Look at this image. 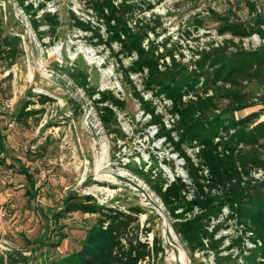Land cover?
Returning a JSON list of instances; mask_svg holds the SVG:
<instances>
[{"label":"trees","instance_id":"trees-1","mask_svg":"<svg viewBox=\"0 0 264 264\" xmlns=\"http://www.w3.org/2000/svg\"><path fill=\"white\" fill-rule=\"evenodd\" d=\"M17 1L42 37L58 34L61 20L56 11L48 9L51 0ZM84 1L93 15L72 12L75 27L91 32L95 45L105 44L110 49L144 115L150 116L148 125L156 127V138H164L170 153L183 158L187 177L175 173L172 179L162 167L155 171L135 160L127 167L142 176L161 198L192 259L197 253L208 255L213 251L216 264H241L240 259L245 264H264V92L258 89L264 87V46L245 49L235 41V37L261 31L263 16L254 18L253 24L237 20L234 13L210 8L207 18L199 13L181 32L184 39L166 36L171 42L167 49L164 38L160 39L167 32L161 16H141L155 8L152 0ZM208 20L219 23L216 31L225 36L222 42L212 39L196 47L184 44ZM20 43L19 37L10 34L0 38V61L7 68L22 55ZM188 47L190 55L185 52ZM64 58L69 60L67 54ZM125 58L131 59L128 65ZM80 59L85 61L80 55L64 70L91 98L107 132L125 138L118 112L125 111L126 99L121 92L93 85L92 71L87 63L82 66ZM133 74H140V84ZM36 97L17 108V122L27 125L30 118L44 113L43 106L52 100L46 94ZM158 101L164 106L161 111ZM37 103L42 107L30 108ZM168 116L175 118L171 125L166 121ZM197 147L199 152L193 156L190 150ZM0 148L2 153L8 152L1 132ZM11 155L12 161L20 162L21 174L28 181L29 200L36 199L38 190L31 168L20 157ZM161 161L175 172L174 158L165 156ZM260 171L263 174L256 177L255 172ZM225 208L229 210L227 214ZM40 212L48 227L30 243L50 250L69 237L65 225L53 228L51 219L59 222L73 212L97 215L80 248L49 264H157L163 260L165 247L159 234L147 226L149 222L142 225L139 215L145 212L140 206L126 211L100 204L91 194L71 192L57 211L48 214L41 208ZM231 227L234 232L220 233ZM54 232L57 240L52 239ZM150 233L152 240L148 239ZM247 238L255 247L248 248Z\"/></svg>","mask_w":264,"mask_h":264},{"label":"rangeland","instance_id":"rangeland-1","mask_svg":"<svg viewBox=\"0 0 264 264\" xmlns=\"http://www.w3.org/2000/svg\"><path fill=\"white\" fill-rule=\"evenodd\" d=\"M49 2L51 4L47 5L55 7L60 16L61 26L56 36L44 34L42 37L34 29L31 16L17 0H0V38L9 34L19 37L23 50L11 68L0 61V132L9 152L2 153L0 148V264H49L52 259L80 248L88 227L97 220L96 214L73 212L59 222L51 219L53 228L65 225L64 231L69 234L55 250L38 248L37 244L30 243L48 227L40 209L52 214L71 192L91 194L100 204L126 211L137 206L143 208L145 213L139 215L142 225L149 222L147 226L159 234L165 247L163 260L157 264H211L213 252L208 255L197 253L195 259L190 257L185 242L173 228V219L161 198L142 176L127 167L128 162L135 160L147 163V168L151 166L156 171L159 167L163 168L161 160L169 156L175 159V172L167 166L171 173L183 174L180 158L170 153L171 148L164 144V138H156V127L148 125L150 116L144 115L140 102L133 96L132 86L124 81L110 49L105 44L95 45L91 41V32L75 27L72 12L79 16L93 15L92 10L84 0ZM152 2L156 4L155 8L143 12L141 16L150 17L153 13L161 16L167 32L160 39L164 38L167 49L171 47V42L166 36L179 39L181 32L191 26L199 13L207 18L210 8L220 13H234L237 19L246 20L248 17L246 0ZM218 24L215 20H208L184 44L196 47L212 39L219 41ZM58 45H62L61 53H54V47ZM115 47L119 45L115 43ZM90 48L95 49L99 59L87 57L86 50ZM189 48H185L187 55L192 52ZM77 52L86 61L80 59L79 63L82 66L87 63L92 71L93 85L100 89H113L116 93H119L118 81L122 86L120 94L126 99L127 107L125 111L118 112V120L126 133L125 138H116L107 132L91 98L64 70L73 62ZM66 54L69 60L64 58ZM103 59L105 65L100 63ZM130 61V58L124 59L126 65ZM137 83L140 84V81ZM253 89L264 92V87L257 89L253 86ZM37 94L52 98L43 106L44 113L30 118L27 125L17 122V108L26 100H36ZM157 103L159 111L164 109L160 101ZM34 107L41 108L42 105L37 103L30 108ZM11 153L20 157L33 172L38 194L32 201L26 194L29 184L21 174V164L12 161ZM226 232H234V229H223L220 233ZM57 237L54 232L52 239L57 240ZM148 239H153L152 233ZM48 250L51 252L47 255ZM24 257L30 260L26 261Z\"/></svg>","mask_w":264,"mask_h":264},{"label":"built area","instance_id":"built-area-1","mask_svg":"<svg viewBox=\"0 0 264 264\" xmlns=\"http://www.w3.org/2000/svg\"><path fill=\"white\" fill-rule=\"evenodd\" d=\"M51 4V3H50ZM48 9L50 11H55V7H52V6H49ZM43 12V11H42ZM245 12L247 13L248 17L246 20H242V19H237V20H240V21H247V22H252L254 24V18L258 17V16H263V20H262V23L260 24V29L261 31H256V32H253L250 36H246V37H235V41L238 42L243 48L245 49H257L261 46H264V0H246V10ZM262 32V33H260ZM220 36V35H219ZM225 38V36L221 35L220 36V40L218 42H222V40ZM218 44V43H217ZM60 47V52L61 53V49H62V45H58ZM64 49V48H63ZM88 56L87 57H93L95 59H99L100 56L99 55H95L96 54V51L94 48H90V49H87L86 50ZM79 53L77 52L75 54L76 57H78ZM75 56L73 57L74 60L76 59ZM60 61H64L63 59H61ZM104 61V62H103ZM103 63H101V65H105V60L103 59ZM132 77L134 78L135 82L137 83V81H140V74H133ZM118 92H121L123 91L122 89V86L120 85L119 81H118ZM146 98H150V95L149 94H146L145 95ZM167 103H170L167 101ZM8 106H11V104L8 103ZM175 118H173L172 116H168V119L166 120L168 125H171L170 122L174 121ZM197 152H199V148H194L192 150H190V153L194 156ZM184 160L183 158H180L179 159V165L181 167V169L183 170V174H179V175H182L184 176L185 178L187 177V173L185 172V170L183 169V164H184ZM163 165V169L169 173V176L172 178V179H175V176L174 174L171 173V170L167 167V165L165 164H162ZM263 174L262 171L260 172H255V176L256 177H260L261 175ZM229 212V210L227 208L224 209V214H227ZM222 218L218 219L217 221H213V222H218L220 221ZM228 233V232H226ZM226 243H229L228 240ZM246 245L248 246V248H251V247H255V244H253L249 238L246 239ZM235 250L236 253H238V250L237 249H233ZM213 252V251H211ZM223 253L227 254L228 252L227 251H224ZM214 255V253H213ZM244 261L241 259V264H243ZM211 264H216L215 262V255H214V259L211 261ZM245 264V263H244Z\"/></svg>","mask_w":264,"mask_h":264},{"label":"bare ground","instance_id":"bare-ground-1","mask_svg":"<svg viewBox=\"0 0 264 264\" xmlns=\"http://www.w3.org/2000/svg\"><path fill=\"white\" fill-rule=\"evenodd\" d=\"M59 52H60V47L59 46L54 47V53H59Z\"/></svg>","mask_w":264,"mask_h":264},{"label":"crops","instance_id":"crops-1","mask_svg":"<svg viewBox=\"0 0 264 264\" xmlns=\"http://www.w3.org/2000/svg\"><path fill=\"white\" fill-rule=\"evenodd\" d=\"M7 154L9 153V152H6ZM12 154V153H11Z\"/></svg>","mask_w":264,"mask_h":264}]
</instances>
